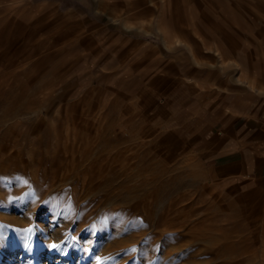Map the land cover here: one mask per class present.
<instances>
[{
    "label": "rangeland",
    "instance_id": "374dc122",
    "mask_svg": "<svg viewBox=\"0 0 264 264\" xmlns=\"http://www.w3.org/2000/svg\"><path fill=\"white\" fill-rule=\"evenodd\" d=\"M104 1L0 0V264H264V190L197 134L263 95L264 0H124L100 58Z\"/></svg>",
    "mask_w": 264,
    "mask_h": 264
},
{
    "label": "crops",
    "instance_id": "0c3cea01",
    "mask_svg": "<svg viewBox=\"0 0 264 264\" xmlns=\"http://www.w3.org/2000/svg\"><path fill=\"white\" fill-rule=\"evenodd\" d=\"M122 2L124 0L104 1L102 10L112 23L109 27L103 25L102 29L98 23H94L96 26L93 27L90 37L87 38L86 43H82L85 46L77 45L75 48L82 47L80 49L82 51L96 52V55L99 54L98 57L102 58L106 55V51L112 49V43L105 42L107 38H110L113 28L120 30L123 27L128 32L131 29H137L132 25L127 26L129 23L127 21L130 19L128 20V16H125V10H113L116 4L121 9L119 5ZM117 37L119 46L114 49H124L127 37L121 35H117ZM164 39L165 44L169 47L170 41L166 42L165 36ZM109 65L108 63L107 66ZM163 66L164 64L159 65L160 68ZM174 67L173 61L167 62L166 69L171 73V76L174 75ZM150 78L155 89L162 88L164 84H167L166 87L169 85V75L160 77L157 74H152ZM247 98L249 96H236L232 99L229 115L226 114L221 118V122L227 121L223 127L208 129L206 126L205 130L199 131L197 133L199 134L198 139L201 140L199 146L204 149L203 154L206 162L211 165L215 176L223 179L234 178L237 181L247 182L253 188L264 190V93L261 97L249 100ZM214 120L213 122L217 124L220 122L219 118H214Z\"/></svg>",
    "mask_w": 264,
    "mask_h": 264
},
{
    "label": "bare ground",
    "instance_id": "6f19581e",
    "mask_svg": "<svg viewBox=\"0 0 264 264\" xmlns=\"http://www.w3.org/2000/svg\"><path fill=\"white\" fill-rule=\"evenodd\" d=\"M183 43V42H182ZM187 44V43H186ZM184 45V44H183ZM189 45H187L188 47ZM191 51V50H190ZM193 55V54H192ZM156 147V146H155ZM167 160V159H166ZM13 253H9L8 258L12 256Z\"/></svg>",
    "mask_w": 264,
    "mask_h": 264
},
{
    "label": "snow or ice",
    "instance_id": "6c2138e0",
    "mask_svg": "<svg viewBox=\"0 0 264 264\" xmlns=\"http://www.w3.org/2000/svg\"><path fill=\"white\" fill-rule=\"evenodd\" d=\"M53 247H56V245H53Z\"/></svg>",
    "mask_w": 264,
    "mask_h": 264
}]
</instances>
